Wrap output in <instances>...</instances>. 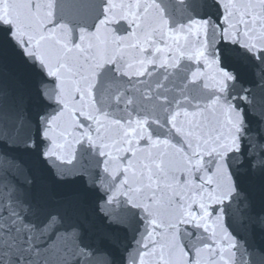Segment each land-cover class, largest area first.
Returning <instances> with one entry per match:
<instances>
[{
	"label": "snow or ice",
	"instance_id": "1",
	"mask_svg": "<svg viewBox=\"0 0 264 264\" xmlns=\"http://www.w3.org/2000/svg\"><path fill=\"white\" fill-rule=\"evenodd\" d=\"M0 264H264V0H0Z\"/></svg>",
	"mask_w": 264,
	"mask_h": 264
}]
</instances>
